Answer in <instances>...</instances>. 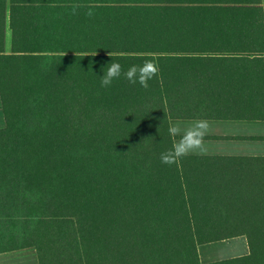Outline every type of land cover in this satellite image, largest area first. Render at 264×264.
Returning a JSON list of instances; mask_svg holds the SVG:
<instances>
[{"label":"trees","instance_id":"16d2710c","mask_svg":"<svg viewBox=\"0 0 264 264\" xmlns=\"http://www.w3.org/2000/svg\"><path fill=\"white\" fill-rule=\"evenodd\" d=\"M111 60L158 71L105 88ZM0 109V253L201 264L244 237L208 264H264V156L160 160L172 120L264 121L261 0H0Z\"/></svg>","mask_w":264,"mask_h":264},{"label":"crops","instance_id":"0c3cea01","mask_svg":"<svg viewBox=\"0 0 264 264\" xmlns=\"http://www.w3.org/2000/svg\"><path fill=\"white\" fill-rule=\"evenodd\" d=\"M261 6L264 13V0H261ZM6 36H10L8 29ZM198 121L206 122L207 127L195 129ZM4 125L5 121L0 109V129ZM169 126L170 129H175L171 135L177 155H181L179 154L183 147L181 139L184 138V144H195L196 146L182 155L264 156V121L217 118L177 119L172 120ZM188 132H191V135L186 136ZM201 132L203 135L200 134ZM243 238L241 239L244 240ZM200 247H198V253L201 263H212L201 260ZM0 264H39V261L35 248L28 247L0 253Z\"/></svg>","mask_w":264,"mask_h":264},{"label":"clouds","instance_id":"9594fccd","mask_svg":"<svg viewBox=\"0 0 264 264\" xmlns=\"http://www.w3.org/2000/svg\"><path fill=\"white\" fill-rule=\"evenodd\" d=\"M145 69H148V71H145ZM101 71L103 72V76L100 78L102 87H110L114 80L123 77L129 84H139L142 88L147 89L149 87L148 82L156 75L158 68L153 61L145 60L142 64H132L127 70H124L118 61L111 60V62L106 67L102 68ZM206 127V122L203 121H198L195 125V129L197 130L205 129ZM169 131L173 132L175 129H170ZM200 134L203 135L202 132ZM185 135H191V132H188ZM183 141L184 138L181 139V144L183 145L179 152L181 155L196 146L195 144H184ZM177 154L176 149H169L160 154V160L164 164H171Z\"/></svg>","mask_w":264,"mask_h":264},{"label":"rangeland","instance_id":"374dc122","mask_svg":"<svg viewBox=\"0 0 264 264\" xmlns=\"http://www.w3.org/2000/svg\"><path fill=\"white\" fill-rule=\"evenodd\" d=\"M241 238L242 237H237L225 240L224 242L219 241L201 245V260L203 262H216L220 260L246 255L248 253L247 242L244 238V240H242Z\"/></svg>","mask_w":264,"mask_h":264}]
</instances>
